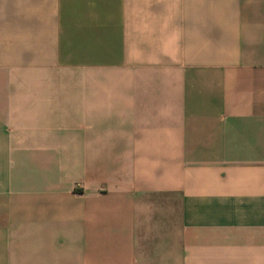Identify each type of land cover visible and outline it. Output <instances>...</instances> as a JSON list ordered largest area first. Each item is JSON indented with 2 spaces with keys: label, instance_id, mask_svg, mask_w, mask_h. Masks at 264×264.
Here are the masks:
<instances>
[{
  "label": "crops",
  "instance_id": "0c3cea01",
  "mask_svg": "<svg viewBox=\"0 0 264 264\" xmlns=\"http://www.w3.org/2000/svg\"><path fill=\"white\" fill-rule=\"evenodd\" d=\"M0 264H264V0H0Z\"/></svg>",
  "mask_w": 264,
  "mask_h": 264
}]
</instances>
